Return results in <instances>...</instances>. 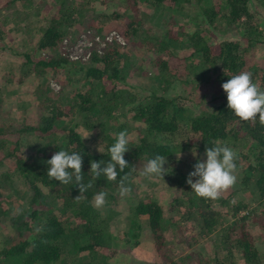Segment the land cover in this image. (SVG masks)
I'll return each instance as SVG.
<instances>
[{
	"label": "trees",
	"instance_id": "obj_1",
	"mask_svg": "<svg viewBox=\"0 0 264 264\" xmlns=\"http://www.w3.org/2000/svg\"><path fill=\"white\" fill-rule=\"evenodd\" d=\"M15 1L5 0L4 5ZM90 1L49 0L51 11L46 16V23L37 26L39 36L32 46L39 49L36 55L34 50L32 53L15 50L3 40L0 29L1 48L22 56L26 73L36 77L32 92L38 109L33 123L24 117L14 116L0 88V203H7L0 206V222L14 230L0 248V264H109L107 259L112 251L109 252L107 210L95 208L93 196L104 191L107 193L105 205L116 203L122 198L118 192L120 178L129 174L126 183L131 187L135 164L145 163L157 154L171 158L177 151L190 148L205 152L216 142L236 150L244 159L245 167L238 186L213 201L197 197L190 186L185 189L187 174H180L181 181L177 186L182 188L176 187L168 200V214L156 199H137L131 210L135 218L132 221L137 223L133 236H137L141 226L138 219L143 217L156 255L163 262L206 264V256L195 250L187 251L179 260L174 258V254L170 256V250L177 249L176 240L184 238L180 222L182 218L190 217L198 233L206 234L216 228L224 214H229L235 217L223 233L222 255L225 258H221L220 251L215 249L216 264H226L227 259L232 258V248H236L243 264H261L264 244L255 237L249 223L256 222L257 227L264 228V126L258 116L254 122L240 121L227 108L226 96L213 108L193 113L187 125L178 118L180 109L200 104L198 97L191 94L193 91L186 92L188 84L193 81L191 75L196 76L194 64L207 65L208 70H214L213 74L223 76L225 81L241 72H250L252 81L264 89V67L248 66L245 57L244 43L253 39L245 42L237 38L213 39L203 34L201 29L194 28L187 34L190 54L182 56L169 42L170 38L178 40L176 34L166 35L169 39L158 38L136 19L121 14L120 10L109 7L98 10ZM135 1L126 0L124 10L129 7L135 10ZM149 1L180 6L181 2L189 3L191 0ZM249 1L197 0L199 18L195 22H213L218 17L229 21L250 18ZM80 16H85L88 22L82 24ZM104 29L120 33L128 46H140L148 38L157 41L156 65L147 85L128 80L130 72L123 64L126 49L116 41H105L100 50L92 47L85 59H73L61 47L64 37L75 39L87 31L91 36L102 37ZM60 72L64 73L62 80L58 77ZM74 73L78 74L77 79L82 84L74 83L76 86L66 89V83L73 82ZM47 74L61 82L59 90L54 91L48 85V80H45ZM17 80L22 82L21 77ZM179 84L187 95L179 89ZM71 112L74 122L70 125L60 123L61 117L69 116ZM83 114L98 120L100 152L90 148L76 128ZM125 116L140 125V134L124 154L129 167L120 172L117 166L115 181L101 176L94 182V187L77 201L75 197L80 193L76 185H63L47 177V160L55 152L66 150L81 154L83 182L87 183L91 179L90 161H104L106 164L110 160L107 148L115 142V135L123 131ZM186 127L195 134V139L189 143L177 139L179 135H186L183 131ZM238 142H247L246 148ZM167 168L169 170L170 166ZM13 175L23 185L22 190L12 184ZM45 186L52 191H45ZM9 192L17 200L15 205L5 199ZM14 209L18 211L12 213ZM169 226L173 228L168 229ZM37 229L42 230L37 232ZM135 241L139 243L138 239ZM134 260L154 264L137 257Z\"/></svg>",
	"mask_w": 264,
	"mask_h": 264
},
{
	"label": "rangeland",
	"instance_id": "obj_2",
	"mask_svg": "<svg viewBox=\"0 0 264 264\" xmlns=\"http://www.w3.org/2000/svg\"><path fill=\"white\" fill-rule=\"evenodd\" d=\"M196 1L197 0H191L189 3L183 1L180 6H176L174 3L162 2L152 4L149 0H136L135 10H132L130 7L124 10L123 7H125L124 4L126 0H91L90 4L98 10L107 7H109V9L116 8L120 10V12H122L121 14L136 19L148 30V32H150V34L156 35L158 38L166 37L169 39L166 35L176 34V38L179 41L170 38L169 42L177 50V54L182 56H189L190 54L187 34L194 28L201 29L203 34L213 39L237 38L245 42L252 38L253 40L244 43L246 47L245 57L247 64L251 67L256 65L264 67V0L249 1L248 9L252 14L250 18L245 19L243 17L239 20L229 21L223 17H218L213 22L201 24L195 22V20L199 18ZM4 2L5 0H0V4H3L0 11V29L3 34V40L8 42V44L17 51L27 50L29 53H32L34 50L35 55L38 54L39 49L36 50L32 46L39 36L37 26L46 23V16L49 11H51L49 7L50 4H48L49 0H17L9 5H4ZM84 17L85 16H80L82 24L83 22H88V19ZM94 18L95 17H93V19ZM116 25L118 24L116 23ZM106 31L107 30L104 29L102 32L105 33ZM68 37L70 38V36ZM68 37H64L61 41V47L68 56L79 52L85 54L87 51H90L92 47L101 49L103 46L102 43L100 44L94 41L89 31L81 33L75 39H69ZM2 42L0 38V88L3 91L5 103L7 107L10 108V113H14V116L24 117L27 121L33 123L36 121L38 115L35 94L32 92L33 86L35 82H37L36 77L29 72L26 73V65L22 56L13 55L7 49L1 48ZM121 45V47L126 49V56L123 58V64L130 72L127 76L128 80L131 83L137 82L147 85L156 65L154 53L157 47V41L148 38L142 41L140 46H136L135 44L128 46V43H125V41ZM40 54L44 53L40 52ZM194 62L197 63L198 61L194 59ZM193 70L196 76L191 75L193 81L188 84L186 92L190 93V91H193L191 94L198 97L200 104L193 108L180 109L178 111V118L183 125H187L193 113L202 109L213 108L217 101L226 96V93L221 88V84L226 82L223 76H216L213 74L215 71L208 70L207 65L203 63L194 64ZM19 77L22 78L21 83L17 80ZM58 77L59 80L64 79V73L60 72ZM77 78L78 74L74 73L73 82H67L66 89L71 86H76V84H82V81H79ZM45 80H48V85L54 91L59 90L62 86L60 81H56L48 74L45 76ZM179 85L181 87L179 89L184 90V87L181 84ZM261 90L264 89L261 88ZM20 112L23 115H21ZM72 114L73 112H71L69 116L61 117L60 123L72 124L74 122ZM83 116L84 117L81 116L80 119H78V124H76L77 130L81 133L83 138L90 132L89 137L84 138L85 141L90 148L100 149L101 137L98 131V120H94L90 115L83 114ZM139 127L140 125L135 120L125 116L123 131L126 130L129 134V145L138 140L140 134ZM183 131L186 135H179L180 137L177 138L178 140L182 142L187 140L189 143L190 140L193 141L195 139V134L187 127ZM240 144L241 147L246 148L247 142H241ZM204 153L205 152L191 148L185 151H177L171 158L166 159L167 163L164 165V168L168 169L167 165L170 166V168L167 173L163 175L162 179L159 177L149 178L141 176L140 173L144 163L140 162L135 164L133 167L134 172L131 176V195L122 197L116 203L104 205V207L100 208L101 210H107L106 216L109 222V252L112 251L107 259L109 264H132V262L139 264L140 262L135 261L134 257L138 259L143 258L138 257L136 255L137 252H139L140 255L150 256L149 250L153 249V245L150 242V236H148L147 226L143 224V217L138 219L140 220L139 223L141 226L138 228L137 236H133L137 231V223L135 221L133 223L132 221V219H135L131 211L133 206L136 204L138 198H152L159 201L163 205L166 214H168L167 202L171 195L175 193V188L179 187L177 185L181 181L180 174H187L186 178H184L186 189L190 186L186 183L188 173L193 171V165L195 163L206 159ZM243 160L241 154L238 153L235 160L237 166L235 172L236 183L233 187L222 192L221 195L231 192L238 186L245 167V162ZM171 168L172 170L170 172ZM193 180H195V178H193ZM12 184L17 189L22 190L23 188L17 176H12ZM181 188L182 187H179V190ZM44 190L49 192L52 191L48 186H45ZM5 199L13 205L17 203L14 194L10 192L6 195ZM1 203L0 206L2 207L7 204L6 202L5 204L3 202ZM251 206L254 207L255 205L251 204ZM218 208L221 209L222 207L219 206ZM247 209H249V206ZM257 209L258 208L255 210L258 211ZM16 211L18 210L14 209L12 213H16ZM176 216H178V214H176ZM234 217L235 216L229 214H224L221 218V222L216 228L206 234L198 233V228L192 218H182V222L180 223L183 225L181 232L184 238L179 241L176 240L177 249L170 250V256L174 254V258L179 260L187 251L195 250L206 256V264H216L214 251L218 249L221 258H225V256L222 255V248L224 247L223 233ZM249 224L255 233V237L261 239L264 244V228L257 227L256 222L255 224ZM171 227L172 226H169L168 229ZM13 232L14 230L11 227L0 222V248L4 244V241L10 238V233ZM137 239L139 243L135 241ZM232 252V258L230 260L227 259L226 264L230 262H233V264H243L240 260V255L236 253V248H232ZM148 261H152L154 264L168 263L163 262L158 254ZM261 264H264V257L262 258Z\"/></svg>",
	"mask_w": 264,
	"mask_h": 264
},
{
	"label": "clouds",
	"instance_id": "obj_3",
	"mask_svg": "<svg viewBox=\"0 0 264 264\" xmlns=\"http://www.w3.org/2000/svg\"><path fill=\"white\" fill-rule=\"evenodd\" d=\"M221 88L227 96V108L240 121H255L257 116L259 122L264 126V90H261L257 83L252 81L250 72H241L232 76L221 84ZM90 132L84 137L88 138ZM83 138V139H84ZM129 134L126 130L115 135V142L107 148L110 160L90 161L91 179L83 182V158L78 152L59 150L47 160V177L50 180L59 181L60 184H74L78 187L80 195L75 197L79 201L84 192L94 187V182L101 176L109 181H115L119 171L124 172L129 167L124 159V154L129 150ZM95 147V146H94ZM99 152L100 150L97 149ZM204 155L206 159L198 161L193 165V171L188 173L186 183L190 185L191 191L197 197L218 200L221 193L233 187L236 183V163L237 153L232 148L216 142L215 146L208 147ZM167 160L164 155H155L147 159L140 173L143 177H159L167 173L164 168ZM104 165V166H102ZM134 170V168H132ZM195 178V180H193ZM129 181V174L120 178L118 192L121 197L131 195L132 189L126 183ZM107 193L99 191L93 196L94 207L100 209L106 204ZM42 229H37V232Z\"/></svg>",
	"mask_w": 264,
	"mask_h": 264
},
{
	"label": "built area",
	"instance_id": "obj_4",
	"mask_svg": "<svg viewBox=\"0 0 264 264\" xmlns=\"http://www.w3.org/2000/svg\"><path fill=\"white\" fill-rule=\"evenodd\" d=\"M92 38L94 39V41L98 42V43H102L104 44L105 41H116L120 44L124 43V39L123 37L120 35V33H118L115 30H110L108 32H105L102 37H100L99 35H94L92 36ZM98 50H100L99 48H97ZM89 54V51H87L85 54H82L81 52L79 53H75L74 55L70 54L71 58L73 59H77V58H81V59H85Z\"/></svg>",
	"mask_w": 264,
	"mask_h": 264
},
{
	"label": "crops",
	"instance_id": "obj_5",
	"mask_svg": "<svg viewBox=\"0 0 264 264\" xmlns=\"http://www.w3.org/2000/svg\"><path fill=\"white\" fill-rule=\"evenodd\" d=\"M150 242L153 245L152 241H150ZM149 252H150V256L140 255L139 252H137L136 255L138 257H142L143 258L142 260H149V259L153 258V256L156 257V252H155L154 246H153V249L152 250H149ZM135 261H138V260H135ZM138 262H140L139 264H147L145 261L144 262L138 261ZM132 264H138V263L132 262Z\"/></svg>",
	"mask_w": 264,
	"mask_h": 264
}]
</instances>
